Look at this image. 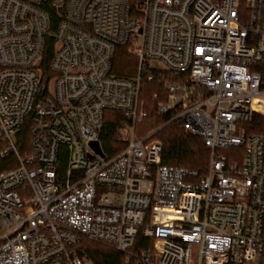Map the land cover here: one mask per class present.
I'll use <instances>...</instances> for the list:
<instances>
[{
	"label": "built area",
	"instance_id": "obj_1",
	"mask_svg": "<svg viewBox=\"0 0 264 264\" xmlns=\"http://www.w3.org/2000/svg\"><path fill=\"white\" fill-rule=\"evenodd\" d=\"M122 48L133 76L114 73ZM144 83L171 118L137 135ZM107 111L128 135L113 154L100 142ZM255 115L264 0H0V264H94L84 240L129 262L139 237L151 246L136 264H264ZM174 121L210 150L206 176L162 163L156 135Z\"/></svg>",
	"mask_w": 264,
	"mask_h": 264
},
{
	"label": "trees",
	"instance_id": "obj_2",
	"mask_svg": "<svg viewBox=\"0 0 264 264\" xmlns=\"http://www.w3.org/2000/svg\"><path fill=\"white\" fill-rule=\"evenodd\" d=\"M54 50L55 42L48 40L43 59L46 72L49 71V63L53 58ZM136 71L137 61L135 58L129 56L125 49H120L114 61V73L120 77H130ZM159 90L160 87L155 83H144L142 85L141 97L145 102L148 116L142 123L137 124V135L153 131L171 118L170 115L161 117L157 113L158 103L161 100H166L165 98L154 97V94ZM124 121L125 117L121 112L107 111L105 113L104 126L100 135V142L105 153H117L116 151L112 152V148L121 142L119 129ZM256 121H259V123H254ZM247 127L249 132H264V117L255 115ZM23 134L26 140H29L27 129ZM156 137L163 143L162 163L164 165L179 166L197 171L202 177L207 175L211 152L201 138L190 134L183 128L181 121H174L157 133ZM235 150L229 148L225 152L230 154ZM237 150L241 152L243 149ZM5 169H7L6 162H1L0 172ZM149 246H151L150 241L139 237L135 247L130 251V254L134 257L129 262H127V254L118 252L103 244L86 240L80 244L79 251L87 255L94 264H136L135 258L141 253L142 249Z\"/></svg>",
	"mask_w": 264,
	"mask_h": 264
},
{
	"label": "water",
	"instance_id": "obj_3",
	"mask_svg": "<svg viewBox=\"0 0 264 264\" xmlns=\"http://www.w3.org/2000/svg\"><path fill=\"white\" fill-rule=\"evenodd\" d=\"M92 146L96 149V151H97L99 154L103 155L102 150H101L100 145H99L98 142H94V143H92Z\"/></svg>",
	"mask_w": 264,
	"mask_h": 264
},
{
	"label": "rangeland",
	"instance_id": "obj_4",
	"mask_svg": "<svg viewBox=\"0 0 264 264\" xmlns=\"http://www.w3.org/2000/svg\"><path fill=\"white\" fill-rule=\"evenodd\" d=\"M119 135H120V138H122V137L127 138L128 137V135H123L121 133H119Z\"/></svg>",
	"mask_w": 264,
	"mask_h": 264
}]
</instances>
